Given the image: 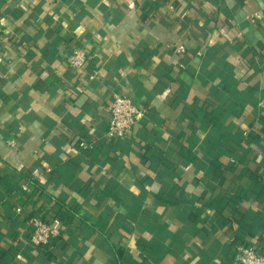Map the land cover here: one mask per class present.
Instances as JSON below:
<instances>
[{"label": "crops", "instance_id": "obj_1", "mask_svg": "<svg viewBox=\"0 0 264 264\" xmlns=\"http://www.w3.org/2000/svg\"><path fill=\"white\" fill-rule=\"evenodd\" d=\"M263 58L264 0H0V264L264 251ZM116 93L148 113L108 141ZM34 215L62 220L49 249L24 236Z\"/></svg>", "mask_w": 264, "mask_h": 264}, {"label": "built area", "instance_id": "obj_2", "mask_svg": "<svg viewBox=\"0 0 264 264\" xmlns=\"http://www.w3.org/2000/svg\"><path fill=\"white\" fill-rule=\"evenodd\" d=\"M257 20H259L258 17H253L250 22L255 23ZM175 51L178 55L187 53L186 47L183 45L176 47ZM87 63L88 57L83 50L73 52L70 61V67L73 70L82 71L86 68ZM108 110L110 121L104 132V138L108 141L126 139L141 124L148 113L145 107L137 105L131 97L120 93L114 95L108 105ZM7 143L10 147H15L17 144L14 138L9 139ZM80 147L86 150L90 148V145L83 142ZM40 176V170H35L33 177L37 180ZM27 189V185L23 187L24 191H27ZM17 212L22 213V210L18 208ZM27 225L24 236L29 245L37 250L49 249L52 243L62 238L64 234V226L59 217L46 219L34 215L27 219ZM236 264H264V251H260L255 246L239 245L237 247Z\"/></svg>", "mask_w": 264, "mask_h": 264}, {"label": "trees", "instance_id": "obj_3", "mask_svg": "<svg viewBox=\"0 0 264 264\" xmlns=\"http://www.w3.org/2000/svg\"><path fill=\"white\" fill-rule=\"evenodd\" d=\"M24 182H31L33 184H36L38 181L33 177V175L31 176H26V178L23 179ZM60 240V239H59Z\"/></svg>", "mask_w": 264, "mask_h": 264}, {"label": "water", "instance_id": "obj_4", "mask_svg": "<svg viewBox=\"0 0 264 264\" xmlns=\"http://www.w3.org/2000/svg\"><path fill=\"white\" fill-rule=\"evenodd\" d=\"M132 101L135 103V101L132 99Z\"/></svg>", "mask_w": 264, "mask_h": 264}]
</instances>
